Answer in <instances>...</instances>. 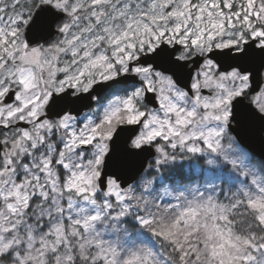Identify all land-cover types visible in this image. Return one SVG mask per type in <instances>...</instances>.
<instances>
[{
	"label": "snow or ice",
	"instance_id": "6c2138e0",
	"mask_svg": "<svg viewBox=\"0 0 264 264\" xmlns=\"http://www.w3.org/2000/svg\"><path fill=\"white\" fill-rule=\"evenodd\" d=\"M0 264H264V0H0Z\"/></svg>",
	"mask_w": 264,
	"mask_h": 264
}]
</instances>
